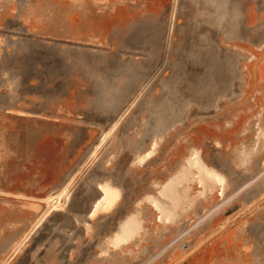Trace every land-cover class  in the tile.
<instances>
[{
	"label": "rangeland",
	"instance_id": "1",
	"mask_svg": "<svg viewBox=\"0 0 264 264\" xmlns=\"http://www.w3.org/2000/svg\"><path fill=\"white\" fill-rule=\"evenodd\" d=\"M0 264H264V0H0Z\"/></svg>",
	"mask_w": 264,
	"mask_h": 264
},
{
	"label": "crops",
	"instance_id": "2",
	"mask_svg": "<svg viewBox=\"0 0 264 264\" xmlns=\"http://www.w3.org/2000/svg\"><path fill=\"white\" fill-rule=\"evenodd\" d=\"M8 19H10V17H6L5 19H4V21L3 22H5L6 20H8ZM198 20V19H197ZM196 21V20H195ZM80 53H82V52H80ZM98 80H100V79H97L96 81V85H101L102 84V87H106L107 88V85L106 84H103V82H100V81H98ZM105 82V81H104ZM95 85V86H96ZM101 96V98L103 99V101H105V102H107V99H108V94H106V92L105 93H103V94H101L100 95Z\"/></svg>",
	"mask_w": 264,
	"mask_h": 264
},
{
	"label": "bare ground",
	"instance_id": "3",
	"mask_svg": "<svg viewBox=\"0 0 264 264\" xmlns=\"http://www.w3.org/2000/svg\"><path fill=\"white\" fill-rule=\"evenodd\" d=\"M195 163H197V162H195ZM194 164V163H193ZM199 168V167H198ZM200 169V168H199ZM207 169H208V167H207ZM197 173V172H196ZM218 178V177H217ZM169 179V178H168ZM215 180H216V178H215ZM107 188V187H106ZM105 189V188H104ZM108 193H110V192H108ZM111 194V193H110ZM168 195V194H167ZM107 198H108V196H107ZM107 202V201H106ZM108 204H110V203H108Z\"/></svg>",
	"mask_w": 264,
	"mask_h": 264
}]
</instances>
